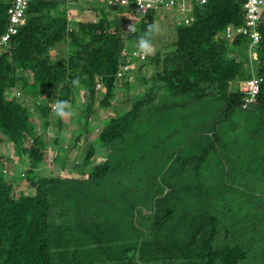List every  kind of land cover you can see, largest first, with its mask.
Listing matches in <instances>:
<instances>
[{"label":"rangeland","instance_id":"1","mask_svg":"<svg viewBox=\"0 0 264 264\" xmlns=\"http://www.w3.org/2000/svg\"><path fill=\"white\" fill-rule=\"evenodd\" d=\"M90 3L96 5L93 1ZM188 4L185 1V5ZM66 7L65 12L60 6L52 14L63 15L67 21L75 23H94L100 18L99 12L88 4ZM106 14L109 20L117 22H124L128 17L123 11ZM187 14L188 10L181 14L175 13L174 9L157 12L154 23L159 31L153 37L154 53L147 55L143 62L131 61L130 71L117 77L109 106L99 108L88 119L85 118L88 91L83 87L75 88V99L71 105L75 115L63 118L60 124L56 123L52 113L47 120L40 117L36 103L45 102L42 90L36 98L30 92L27 96L22 95L19 83L13 89L5 90L7 101L15 99L27 110L35 133L42 139L40 152L43 162L36 170L38 177L77 179L89 183L90 169L108 162L111 166L117 164L116 168L124 166L125 173L132 171L141 180L151 175L169 178L163 189L149 194L150 199L147 194L143 204L138 203L131 192V198L122 199L121 203L108 200L107 190L112 186L104 182L98 183V198L92 201L88 200L89 197L83 201L79 199L82 186L78 183L74 185L77 198L69 197L70 191L64 188L57 189V192L65 193L60 197L54 195L55 199L50 204L53 264H204L200 253L203 241L210 233V217L216 218L215 247L241 246L245 258L240 264H264V120L258 118L257 113L252 115L248 111H237L236 115L219 119L217 113L222 110L224 99H216L214 87H209L204 93V105L200 106V101L172 95L159 81L163 61L173 50L175 28L183 23L181 21ZM135 46L136 42H127L124 51ZM58 48L60 51L53 49L50 52L51 61L64 57L68 51L67 44H60ZM228 57L239 61L242 54L237 49L228 53ZM15 73L18 79L25 77L32 83L29 71L16 70ZM97 85L96 100L100 101L104 92L102 85ZM237 86L234 82L229 88L236 89ZM142 98L147 101L134 124L147 135L145 127L153 123L155 134L148 138L156 143L157 156L149 164H137L136 159L142 157V152H132L128 158H121L127 149L134 151L128 145L134 140V131L108 148L98 141L106 122L127 113ZM176 104L189 106L184 118L171 117L165 111ZM97 107L94 103L93 109ZM193 109L202 112L200 121L193 117ZM138 130L136 132L139 133ZM0 138L3 156L0 172L16 179L18 187L14 188V195L18 192L33 195L34 190L24 176L30 169L28 155L16 150L1 132ZM31 140L27 138L24 147L28 148ZM209 142H212V150L197 170L189 160L184 168L180 167L183 160L191 154H199L200 148ZM91 144L96 146L95 152L85 166L82 159ZM106 180L114 185L116 176ZM72 185L70 189H73ZM88 187H91V182L86 187L83 184L84 189ZM148 187L146 181L139 182L137 186L144 194ZM157 198H162V209L153 202Z\"/></svg>","mask_w":264,"mask_h":264},{"label":"trees","instance_id":"2","mask_svg":"<svg viewBox=\"0 0 264 264\" xmlns=\"http://www.w3.org/2000/svg\"><path fill=\"white\" fill-rule=\"evenodd\" d=\"M196 1L198 0H192L191 13L188 15L192 20L175 28L173 50L163 61L160 84L176 97H189L190 101H200V106L204 105V93L209 87H214L216 99H224L222 110L217 113L219 119L236 115L237 111H248L252 115L261 114L264 111V23L259 26L261 40L257 47V60L251 63L247 53L248 40L245 37L239 35L231 42L222 37L228 25L235 27L243 25L245 0H206L202 5ZM10 2L11 0H0V36L8 25L6 11ZM67 2L38 0L30 3L25 23L10 38L9 46L0 55V132L16 150L28 155L30 169L24 176L34 190L33 195H26L23 192L14 195L13 190L18 187L16 179L0 172V264H53L49 211L51 201L55 199L54 195L60 197L61 193H65L57 192L59 188L70 191L69 197L77 198L74 185L78 183L82 186V193L78 194L79 199L83 201L89 197L88 200L92 201L98 198V183L104 182L112 186L107 190L108 200L114 202L118 200L119 203L122 199L131 198L129 195L131 192L134 199L142 203L147 194L150 199L149 194H155L157 189L161 190L168 184L169 178L151 175L141 180L132 171L125 173L124 166L119 165L120 167L116 168L117 164L111 166L108 162L90 169L87 180L91 182V187L85 189L83 184L85 187L89 184L85 181L37 176L36 170L43 162L40 152L43 147L42 139L35 133L27 110L15 99L7 101L4 97L5 90L13 89L19 83L20 93L27 96L30 92L33 98L42 90L45 102L36 103L40 117L47 120L52 113L56 117V123L60 124L62 118L57 117L55 111H52L51 103L61 99L69 101L72 105L75 88L83 87L88 91L85 108V118L88 119L90 115L96 114L99 108L109 106V99L114 95L118 82L116 77L118 65L122 63L124 54L134 48L124 51L126 43L137 42L138 36L144 33L146 26L155 22L157 14L148 13L136 23L138 29L136 33H126L127 20H123L124 22L109 20V15L106 14L111 11L122 12L123 9L95 2L96 5H93L89 0H72L74 3L90 5L100 15L99 20L94 23H75L73 20L67 21L63 15L52 14V11H56L60 6L63 8L61 11L65 12ZM104 11L106 13H103ZM60 44L68 45L66 55L64 57L58 55L56 61H51L50 52L53 49L59 50ZM237 49L242 54L239 61L228 57V53ZM16 70L29 71L32 74V83L30 84L25 77L18 79ZM252 76L261 77L263 82L256 101L248 108L242 109L244 94L229 88V85L250 79ZM74 81L78 83L74 84ZM97 83L102 85L104 92V97L100 101L96 100ZM145 101L146 98L137 100L127 113L110 119L98 135V141L103 147L108 148L134 131V140L128 144L134 151L131 148L127 149L126 154H121V158H128L132 152H142V157L136 159L137 164L152 163L157 156L156 143L148 138L155 134L153 123L146 125L147 135L135 128L136 123L134 124ZM94 103L98 105L96 109H93ZM177 104L167 107L165 111L171 117L184 118L189 106ZM192 115L199 119L198 121L202 118V112L198 110L193 109ZM27 138L32 139L28 148L24 147ZM1 142L0 138V144ZM95 147L91 144L85 151L82 159L85 166L90 163ZM211 150L212 142H209L200 148L199 154H191L188 159L183 160L180 167L184 168V164L189 160L197 170ZM2 159L0 151V163ZM113 175L116 176L114 185L106 180L107 177L111 179ZM143 181L149 185L145 194L137 188L139 182ZM71 185L73 189H70ZM92 185H95V188ZM161 199L153 201L159 209L162 207ZM119 209L118 206L117 210ZM216 232V218L210 217V233L203 241L200 260L204 264H240L245 258L244 249L236 245L215 247L213 240Z\"/></svg>","mask_w":264,"mask_h":264},{"label":"built area","instance_id":"3","mask_svg":"<svg viewBox=\"0 0 264 264\" xmlns=\"http://www.w3.org/2000/svg\"><path fill=\"white\" fill-rule=\"evenodd\" d=\"M38 0H11L6 11L8 25L5 32L0 36V55L5 52L9 46L10 38L15 35L18 29L25 23L26 11L30 3ZM95 3H101L112 8L123 9V12L128 14L125 18L128 23L125 27L127 33L129 26L134 22L137 23L150 12H164L178 9L183 14L188 10V14L183 17L181 22L188 24L192 17L188 16L191 13L193 5L192 0H89ZM185 1L189 4L186 6ZM206 0H198L196 3L204 4ZM135 18V20H134ZM243 20L242 26L235 27L228 25L222 37L231 42L235 37L241 35L248 40L247 53L251 63L257 60V47L261 40L259 26L264 23V0H245L243 4ZM180 22V23H181ZM113 31V30H112ZM122 65L118 67L116 77H122L130 71V63L133 60L143 62L145 55L139 53L136 47L123 56ZM263 82L261 77L252 76L250 79L237 82L236 90L244 94L242 108L246 109L249 105L256 101L259 94L260 85ZM100 87V85H97ZM54 110V105L52 107Z\"/></svg>","mask_w":264,"mask_h":264},{"label":"clouds","instance_id":"4","mask_svg":"<svg viewBox=\"0 0 264 264\" xmlns=\"http://www.w3.org/2000/svg\"><path fill=\"white\" fill-rule=\"evenodd\" d=\"M135 20V18H134ZM138 31L137 25L134 22L129 26L127 32L136 33ZM159 31V28L154 23H149L142 35H139L136 42V48L142 55H151L154 53L155 46L153 37ZM74 84L78 83V81H74ZM54 103V111L55 115L60 118H69L75 115V112L67 100L58 99L53 102Z\"/></svg>","mask_w":264,"mask_h":264},{"label":"crops","instance_id":"5","mask_svg":"<svg viewBox=\"0 0 264 264\" xmlns=\"http://www.w3.org/2000/svg\"><path fill=\"white\" fill-rule=\"evenodd\" d=\"M68 2H67V6H71V7H74L75 5H78V3H74V2H72V0L70 1V0H67ZM90 2V1H89ZM175 10V13L176 12H179L178 11V9H174ZM172 11V10H171ZM178 14V13H177ZM93 115H95V114H93ZM258 118H260V119H263L264 120V111H262V113L261 114H258ZM63 119V118H62ZM63 122V121H62ZM262 128H263V126H261ZM264 129V128H263ZM256 152H257V149H256ZM258 153V152H257ZM259 155V154H258Z\"/></svg>","mask_w":264,"mask_h":264}]
</instances>
